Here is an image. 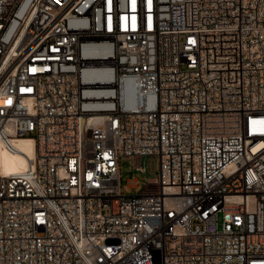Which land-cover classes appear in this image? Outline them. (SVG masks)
<instances>
[{"label":"built area","instance_id":"2783aa9c","mask_svg":"<svg viewBox=\"0 0 264 264\" xmlns=\"http://www.w3.org/2000/svg\"><path fill=\"white\" fill-rule=\"evenodd\" d=\"M18 138L0 264H264V0H0ZM124 158L156 161L137 196Z\"/></svg>","mask_w":264,"mask_h":264},{"label":"rangeland","instance_id":"374dc122","mask_svg":"<svg viewBox=\"0 0 264 264\" xmlns=\"http://www.w3.org/2000/svg\"><path fill=\"white\" fill-rule=\"evenodd\" d=\"M143 172L134 168L132 159L124 158L121 161L120 169V190L126 196L139 195L147 181L157 177L156 161L154 159L143 158L141 161ZM129 180H137L135 187L130 186Z\"/></svg>","mask_w":264,"mask_h":264},{"label":"bare ground","instance_id":"6f19581e","mask_svg":"<svg viewBox=\"0 0 264 264\" xmlns=\"http://www.w3.org/2000/svg\"><path fill=\"white\" fill-rule=\"evenodd\" d=\"M17 151L9 152L1 150L0 166L4 173H14L24 169L27 165V157L34 154V144L30 138H18L15 141Z\"/></svg>","mask_w":264,"mask_h":264}]
</instances>
